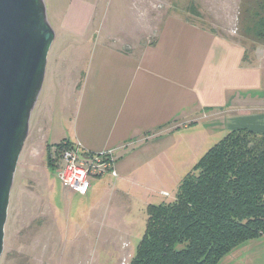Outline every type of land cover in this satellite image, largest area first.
<instances>
[{"label": "crops", "instance_id": "1", "mask_svg": "<svg viewBox=\"0 0 264 264\" xmlns=\"http://www.w3.org/2000/svg\"><path fill=\"white\" fill-rule=\"evenodd\" d=\"M79 6L68 12L63 27L83 35L92 8ZM140 15L134 12L131 28L97 29L86 76H71L70 67L64 84V105L71 97L75 106L68 110L71 131L63 138L90 152L114 149L116 156V176L90 178L83 196L91 202L86 224L100 219L107 226L106 218L120 210L123 220L127 214L133 222L136 208L144 211L150 203L145 200L148 185L134 178L149 177L155 160L166 175L174 171L169 154L191 157L196 141L187 131L200 121L204 136L215 122L228 129L264 131V45L245 63L244 47L231 38L174 14L155 27L150 13ZM183 132L184 137H176ZM46 138L33 146L30 182L57 172L58 162L55 167L46 163ZM134 189L143 194L137 206L129 203Z\"/></svg>", "mask_w": 264, "mask_h": 264}, {"label": "rangeland", "instance_id": "2", "mask_svg": "<svg viewBox=\"0 0 264 264\" xmlns=\"http://www.w3.org/2000/svg\"><path fill=\"white\" fill-rule=\"evenodd\" d=\"M246 1L249 0H44L54 39L13 176L0 264H18L16 247L28 256L30 264H36V258L48 264H128L144 231L145 210L136 208V217L131 223L126 214L124 220L128 224L120 216L121 210L106 218L107 226L104 220L97 218L86 224L90 200L66 190L57 172L49 171L47 179L30 182L35 171L33 146L46 135L47 145L55 155V146L67 139L63 136L67 135V129L71 131L68 110L75 106V101L70 97L69 103L64 105L67 97L64 84L70 67L74 70L71 76L83 79L86 76L97 29L131 28L134 12L142 15L146 11L150 13L152 27L160 19L164 20L166 15L174 14L200 27H212L216 34L233 39L239 6ZM85 3L92 8L88 31L83 35L70 33L63 27V20L70 10L78 4L83 9ZM191 6L199 12V18L188 12ZM202 122L199 127L187 131L190 134L188 137L196 141L191 157L169 154L176 166L174 171L166 175L162 162L155 160L152 161L149 177L134 178L136 183L144 181L148 185L147 203L172 199L183 175L209 147L231 130L218 127V122H215V126H208L209 133L204 136ZM184 132L176 137H184ZM56 162L60 163L59 157ZM162 189H167V192H160ZM142 195L134 189L130 205L137 206V202L143 200ZM126 229L127 233H123ZM217 264H264V234L238 244Z\"/></svg>", "mask_w": 264, "mask_h": 264}, {"label": "trees", "instance_id": "3", "mask_svg": "<svg viewBox=\"0 0 264 264\" xmlns=\"http://www.w3.org/2000/svg\"><path fill=\"white\" fill-rule=\"evenodd\" d=\"M188 12L200 17L193 6ZM232 40L250 62L264 45V0L241 3ZM66 144L72 143L61 140L55 155L46 145L48 166H56ZM145 212L128 264H217L238 244L264 234V131L229 130L183 175L172 199L149 203Z\"/></svg>", "mask_w": 264, "mask_h": 264}, {"label": "water", "instance_id": "4", "mask_svg": "<svg viewBox=\"0 0 264 264\" xmlns=\"http://www.w3.org/2000/svg\"><path fill=\"white\" fill-rule=\"evenodd\" d=\"M53 39L44 0H0V256L13 176Z\"/></svg>", "mask_w": 264, "mask_h": 264}, {"label": "built area", "instance_id": "5", "mask_svg": "<svg viewBox=\"0 0 264 264\" xmlns=\"http://www.w3.org/2000/svg\"><path fill=\"white\" fill-rule=\"evenodd\" d=\"M58 157L57 177L69 192L84 196L90 189L91 177L106 173L116 176L114 149L90 152L77 142L64 145Z\"/></svg>", "mask_w": 264, "mask_h": 264}, {"label": "flooded vegetation", "instance_id": "6", "mask_svg": "<svg viewBox=\"0 0 264 264\" xmlns=\"http://www.w3.org/2000/svg\"><path fill=\"white\" fill-rule=\"evenodd\" d=\"M16 251H17V254H15L18 258V264H30L29 263V258L28 256H24V254H22V250H20L19 248L16 247ZM12 254V253H11ZM13 256V255H12ZM12 256H10L9 258L11 259ZM35 260V259H34ZM34 263L36 264H48V262H43L42 260H39L38 258H36V260L34 261Z\"/></svg>", "mask_w": 264, "mask_h": 264}]
</instances>
